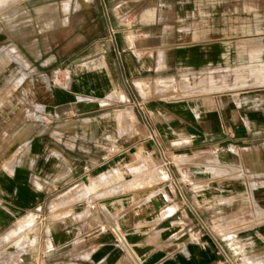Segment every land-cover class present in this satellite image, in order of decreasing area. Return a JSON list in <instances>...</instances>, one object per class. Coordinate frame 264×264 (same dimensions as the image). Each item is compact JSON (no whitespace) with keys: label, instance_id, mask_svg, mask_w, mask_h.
<instances>
[{"label":"crops","instance_id":"obj_1","mask_svg":"<svg viewBox=\"0 0 264 264\" xmlns=\"http://www.w3.org/2000/svg\"><path fill=\"white\" fill-rule=\"evenodd\" d=\"M0 8L45 109L0 170V231L35 220L18 264H264V0Z\"/></svg>","mask_w":264,"mask_h":264},{"label":"rangeland","instance_id":"obj_2","mask_svg":"<svg viewBox=\"0 0 264 264\" xmlns=\"http://www.w3.org/2000/svg\"><path fill=\"white\" fill-rule=\"evenodd\" d=\"M15 9L20 8H0V170H9L18 162L21 154L18 133L34 123L33 114L35 110H45L41 107L36 108V105L29 101L31 98L29 93L30 88L21 85L24 84V79L29 72L23 71V67L26 65L18 54L14 46L16 40L11 35L13 34L14 26L20 23L27 22L25 26H27V29H30L31 23L29 21L31 19L29 16H16L14 13ZM4 10L10 11L4 14ZM53 11H56V8L54 10L51 9L49 14ZM72 14L75 15V12ZM73 32H75L74 36H76V31ZM255 73L257 72L236 71L229 74L222 72L199 74L190 81L191 84L188 81H181L180 89L182 90V94H186L188 90H194V92L202 91L201 93L207 94L215 91L221 92L223 78L247 79L249 75L253 76ZM211 76L213 77L214 84L218 85L217 87L210 85ZM252 76L251 78H253ZM200 79H206V81L200 83ZM159 90L157 88L156 92H162L164 89ZM1 175L7 176L3 173H0ZM75 196L69 195L66 199H62L58 206L72 201ZM34 223V217H28L18 223L15 222L7 230L0 231V264H18L20 262L21 250L27 249L28 242L26 245L25 241L20 242L18 245L15 243L19 240V237L27 236L26 232H28V229ZM245 250H249V248H245Z\"/></svg>","mask_w":264,"mask_h":264},{"label":"bare ground","instance_id":"obj_3","mask_svg":"<svg viewBox=\"0 0 264 264\" xmlns=\"http://www.w3.org/2000/svg\"><path fill=\"white\" fill-rule=\"evenodd\" d=\"M87 3H88V1H87ZM87 5H88V4H87ZM81 191H83V189L80 190V192H81ZM71 196H75V194H74V195H71ZM21 227H22V226H21ZM27 227H28V225H27ZM27 229H28V228H27ZM27 229H26V231H27ZM20 231H21V230H20ZM26 233H27V232H26ZM19 234H20V233H19ZM16 235H18V234H16ZM16 235H15V236H16ZM21 236H22V235H21ZM18 237H19V236H18ZM16 239H17V238H16ZM22 241H23V242L25 241V245H26V243L28 242V236H25V235H24V236H22V237H19V240L16 241L15 244L18 245V244H19L20 242H22Z\"/></svg>","mask_w":264,"mask_h":264},{"label":"built area","instance_id":"obj_4","mask_svg":"<svg viewBox=\"0 0 264 264\" xmlns=\"http://www.w3.org/2000/svg\"><path fill=\"white\" fill-rule=\"evenodd\" d=\"M55 83H56V82H55ZM111 152H115V150H114V149H111ZM84 170H85V173H86V174L90 172V170H89L88 168H85Z\"/></svg>","mask_w":264,"mask_h":264}]
</instances>
